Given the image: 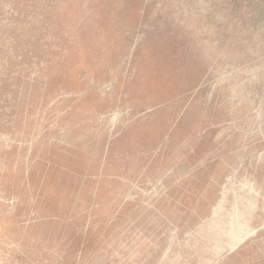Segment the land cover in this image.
Returning <instances> with one entry per match:
<instances>
[{
  "label": "rangeland",
  "instance_id": "obj_1",
  "mask_svg": "<svg viewBox=\"0 0 264 264\" xmlns=\"http://www.w3.org/2000/svg\"><path fill=\"white\" fill-rule=\"evenodd\" d=\"M0 264H264V0H0Z\"/></svg>",
  "mask_w": 264,
  "mask_h": 264
}]
</instances>
